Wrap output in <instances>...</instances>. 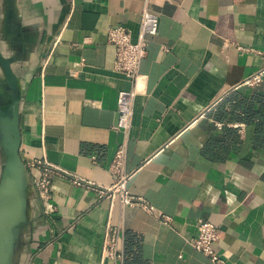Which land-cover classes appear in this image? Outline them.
<instances>
[{
    "label": "crops",
    "instance_id": "1",
    "mask_svg": "<svg viewBox=\"0 0 264 264\" xmlns=\"http://www.w3.org/2000/svg\"><path fill=\"white\" fill-rule=\"evenodd\" d=\"M144 7L158 30L139 65L125 170L153 212L94 189L112 182L117 94L131 86L107 30L135 40ZM0 54L15 76L12 87L0 62V110L18 100L25 168L0 264H217L189 243L199 219L216 225L228 262L264 264V0H0ZM3 131L0 120V181ZM34 158L55 167L51 212ZM107 225L123 232L121 260L103 255Z\"/></svg>",
    "mask_w": 264,
    "mask_h": 264
},
{
    "label": "built area",
    "instance_id": "2",
    "mask_svg": "<svg viewBox=\"0 0 264 264\" xmlns=\"http://www.w3.org/2000/svg\"><path fill=\"white\" fill-rule=\"evenodd\" d=\"M158 30V17L147 7L141 12L139 29L135 40L131 39L129 31L121 25L112 26L107 30V41L114 48L113 69L125 75L131 86L120 90L117 94L118 118L115 129L124 134L109 163L108 171L112 176V182L108 186L94 188L91 182H86L87 187L94 188L100 197L111 201L117 200L121 206H139L147 211L153 212L141 196L132 195L127 188L130 174L125 170L126 143L125 137L131 125L133 114V102L138 93L137 82L140 79L139 65L147 54L148 40ZM259 74H253L247 82L252 84L260 82ZM29 168L35 172L33 181L39 197L44 202L45 213L51 212L49 204L50 188L52 182V170L55 168L44 159L34 158L28 162ZM82 180H75L77 185H84ZM165 223H170L168 216H162ZM197 235L189 239V243L198 251L206 255L217 264H231L223 254L215 251L214 245L218 240L217 227L214 223L199 219L195 223ZM123 232L119 227L107 225L103 232V255L106 259L118 260L122 258Z\"/></svg>",
    "mask_w": 264,
    "mask_h": 264
},
{
    "label": "water",
    "instance_id": "3",
    "mask_svg": "<svg viewBox=\"0 0 264 264\" xmlns=\"http://www.w3.org/2000/svg\"><path fill=\"white\" fill-rule=\"evenodd\" d=\"M0 62L4 67L9 84L15 86V76L10 68L9 60L0 54ZM11 113L7 114L0 110V120L4 125L3 148H4V168L0 181V246L4 243V232L6 229L4 216L5 206L14 201L18 195L19 184L22 172L25 170L19 154L20 130L18 100L14 99L11 105Z\"/></svg>",
    "mask_w": 264,
    "mask_h": 264
}]
</instances>
